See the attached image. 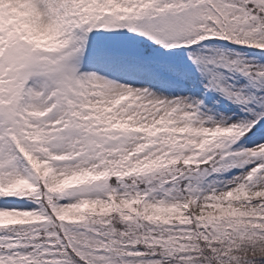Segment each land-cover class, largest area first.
I'll list each match as a JSON object with an SVG mask.
<instances>
[{"label":"snow or ice","instance_id":"obj_1","mask_svg":"<svg viewBox=\"0 0 264 264\" xmlns=\"http://www.w3.org/2000/svg\"><path fill=\"white\" fill-rule=\"evenodd\" d=\"M0 264H264V0H0Z\"/></svg>","mask_w":264,"mask_h":264}]
</instances>
